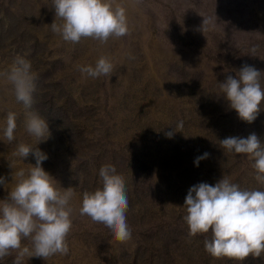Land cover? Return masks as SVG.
Masks as SVG:
<instances>
[{
  "label": "rangeland",
  "instance_id": "obj_1",
  "mask_svg": "<svg viewBox=\"0 0 264 264\" xmlns=\"http://www.w3.org/2000/svg\"><path fill=\"white\" fill-rule=\"evenodd\" d=\"M115 3L127 10V35L73 44L51 30L52 0H0V128L9 111L17 113L16 142L3 141L0 131V177L8 183L0 185V201L14 186L15 171L35 164L32 157L13 156L17 143H36L24 130V106L2 75L16 56L29 59L38 73L32 110L50 130L35 145L48 156L42 167L58 187L75 193L68 254L29 257L25 264H264V254L243 261L210 256L204 241L211 232L190 237L183 219L187 191L199 182L214 185L228 177L241 189L264 190L254 179L253 161L220 145L226 137L251 133L264 143V102L247 123L219 87L244 65L261 71L264 87V0ZM204 17L216 25L203 33ZM102 56L114 66L110 77L78 70ZM179 121L182 132L166 137ZM106 164L115 166L127 187L132 235L124 243L79 214L82 194L101 185L99 169ZM22 245L31 247L30 238ZM15 255L0 264H13Z\"/></svg>",
  "mask_w": 264,
  "mask_h": 264
},
{
  "label": "clouds",
  "instance_id": "obj_2",
  "mask_svg": "<svg viewBox=\"0 0 264 264\" xmlns=\"http://www.w3.org/2000/svg\"><path fill=\"white\" fill-rule=\"evenodd\" d=\"M52 5L55 19L50 24L51 30L64 42L77 44L91 38L106 43L109 38L118 39L129 33L127 10L115 0H52ZM215 25L213 17H204L200 30L204 33L213 30ZM251 51L254 53L255 48ZM113 69L111 60L105 56L94 66L78 67L81 73L92 78L110 77ZM2 75L12 86L16 100L23 104L24 130L36 143H17L13 153L23 161L32 157L35 164L15 171L14 186L0 201V260L12 251L16 252L13 264H25L29 257L47 260L57 253L67 255L73 211L70 201L75 193L72 187L57 186L56 180L42 167L48 159L47 153L35 147L50 137L48 121L32 110L38 73L29 59L16 56ZM260 79L261 71L244 65L235 77L228 75L219 85L228 107L247 123L257 118L264 102ZM16 121L17 113L9 111L4 127L0 128L3 141L9 144L16 142ZM182 129L183 121H179L175 129L165 135L172 138L175 131L182 132ZM220 145L229 153L250 158L254 179L264 185V143L255 133L246 138L226 137L220 140ZM207 156L208 153H204L196 157L194 164L198 166ZM99 177L101 185L82 194L79 214L104 224L116 241L127 242L132 233L126 218L129 200L125 180L111 164L99 169ZM7 184L4 177H0V185ZM183 206L186 213L183 219L190 237L211 232L210 238L204 241L205 251L210 256L243 261L249 255L264 254V190L241 189L230 178L223 177L214 185L207 182L192 185ZM27 238L31 240V247L22 245V240Z\"/></svg>",
  "mask_w": 264,
  "mask_h": 264
}]
</instances>
